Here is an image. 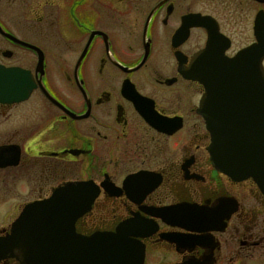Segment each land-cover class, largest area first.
I'll return each mask as SVG.
<instances>
[{
    "label": "flooded vegetation",
    "instance_id": "1",
    "mask_svg": "<svg viewBox=\"0 0 264 264\" xmlns=\"http://www.w3.org/2000/svg\"><path fill=\"white\" fill-rule=\"evenodd\" d=\"M257 45L264 70V0H0V237L91 181L77 230L126 223L142 264L264 255V193L214 165L208 90L184 74L214 78Z\"/></svg>",
    "mask_w": 264,
    "mask_h": 264
},
{
    "label": "water",
    "instance_id": "2",
    "mask_svg": "<svg viewBox=\"0 0 264 264\" xmlns=\"http://www.w3.org/2000/svg\"><path fill=\"white\" fill-rule=\"evenodd\" d=\"M262 50L257 45L243 50L236 59L222 61L214 78L202 70L184 74L204 83L208 90L201 111L212 134L209 149L214 165L238 179L252 177L264 193ZM0 73L9 74L10 70L1 67ZM9 83L8 79L0 80V92H8ZM98 194L91 181H69L56 187L48 200L27 206L13 223L12 232L0 237V260L13 257L20 264H142L145 247L136 237L139 232L128 229L126 223L113 231L83 234L77 230V221L90 210Z\"/></svg>",
    "mask_w": 264,
    "mask_h": 264
},
{
    "label": "rangeland",
    "instance_id": "3",
    "mask_svg": "<svg viewBox=\"0 0 264 264\" xmlns=\"http://www.w3.org/2000/svg\"><path fill=\"white\" fill-rule=\"evenodd\" d=\"M151 260H155L157 258L160 259L159 255H150ZM224 264H228V262H225ZM232 264H264V255L259 254V255H254L251 257H246L241 260L239 263L238 261L233 262Z\"/></svg>",
    "mask_w": 264,
    "mask_h": 264
}]
</instances>
